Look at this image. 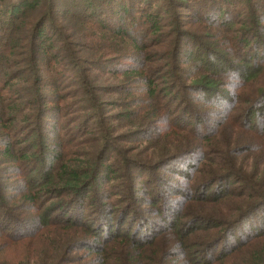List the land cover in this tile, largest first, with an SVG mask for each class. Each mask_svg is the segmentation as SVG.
Returning a JSON list of instances; mask_svg holds the SVG:
<instances>
[{
    "label": "trees",
    "instance_id": "obj_1",
    "mask_svg": "<svg viewBox=\"0 0 264 264\" xmlns=\"http://www.w3.org/2000/svg\"><path fill=\"white\" fill-rule=\"evenodd\" d=\"M197 4L98 0L82 18L0 0V264H264V217L247 227L264 212V84L236 79L264 73V53L244 71L264 4ZM71 19L85 35L58 31Z\"/></svg>",
    "mask_w": 264,
    "mask_h": 264
},
{
    "label": "rangeland",
    "instance_id": "obj_2",
    "mask_svg": "<svg viewBox=\"0 0 264 264\" xmlns=\"http://www.w3.org/2000/svg\"><path fill=\"white\" fill-rule=\"evenodd\" d=\"M196 1H198V3L201 4V5H198V4L195 5L197 7L198 11H199V14H198L199 16L198 17L200 19L211 18V16H213L214 13H219V11H220L218 6H219L221 0H213L216 3L215 5L212 4V2H213L212 0H196ZM237 1L239 3L242 2V0H237ZM258 1H261V3L264 4V0H258ZM96 2H98V0H57V6H58L59 10H62L63 12H67V14H69L70 17L74 14V15L81 16V17L85 16L87 18V15H88V12H87L88 9L87 8L89 6H91V5H95ZM105 4H107V3H105ZM44 12L45 11H43V10L42 11H37L35 14L39 15V14H42ZM28 14H31V13L28 12ZM35 14H32V16H34ZM205 14L208 15V16H206ZM241 19H245V16H243ZM123 22L125 23V25L129 24L128 31H133V30L136 29L135 26H133L131 24L130 19L129 20L123 19ZM202 25H205V24H201L199 27L198 26H196V27H198V31H201L204 34L203 40L207 41L206 43L208 45H217V47H219L226 54L228 52L227 55L230 56L231 59L234 60L235 62H239V60L241 58L245 57V51L244 50L242 51L239 48L237 49L234 46V44L232 42V39H231V34L223 33L222 31H220L219 28L213 27V28L209 29L207 27H203ZM259 25H264V20L260 21ZM137 29L140 30V28H137ZM82 30H85L84 27L81 26L76 19H71L69 23L67 22V23L63 24V26H61V28L58 29V31L62 35H67L68 34V35H71V36H73V35H76V36L85 35L83 33L81 34ZM53 33H54L53 31H50V34H49L50 35V39H52V46H57L58 45V38H57L56 35L53 36ZM135 33L138 34L140 32L136 31ZM165 46L166 45L164 43L163 47H165ZM256 53H264V43H262L260 45H255V46L249 48L248 50H246L247 57H251V60L252 61H257L258 64H257L256 67H255V65H251V64H246V65L243 64L244 67H245L244 71L249 70V69L250 70H252V69L256 70V69H258L259 65L261 66V64H259V63H262L261 61L263 59H259L257 56H255ZM124 63L126 64V62H124ZM117 65H115V63H112V64H109L108 66H105V67L107 69H111V67H113V68L118 67ZM262 72L258 73V75L261 76L258 79H256V78L249 79V77L251 76L249 72L238 74L236 79L238 81H240L243 78V80L247 82L246 83L247 86L250 85L251 83L253 85H256L257 83H263L264 84V73H262ZM227 77H229V76H227ZM254 79H256V80H254ZM243 80L240 82L241 84L243 83ZM228 91H230L231 93H233V91H234L236 94H244L246 92L245 89H242V88H239V87H233L231 89L228 88ZM140 97H141L140 94L134 95V98H136V99H138ZM259 113H260L259 116L264 113V106L260 109ZM57 119H58L57 124L59 126L65 125V123H64L65 120L63 118L60 119L58 117ZM210 119L211 120H215V115L211 116ZM54 126H52V128H54ZM56 129H57V127H56ZM64 131L65 132H62L63 134L67 133V132L68 133H70V132L72 133L71 130L68 131L67 129H65ZM111 160H112V158H110V161ZM196 166L199 167L200 165L198 166L197 164H194L193 168L190 169V171H189V173L191 175H193V176H194V174L196 172L195 171V167ZM176 177L177 178H174V179H179V181H180L179 183H182L184 181L183 178H180L178 176H176ZM138 185L141 187V188H139L140 190L144 189V187H143V185L141 184L140 181L138 182ZM263 217H264V212H262L261 214L259 213L257 216H255L254 218L251 219V222H249L247 227L255 226L256 224H259L261 222V220L263 219ZM244 230L246 232L249 229L248 230L244 229ZM244 230H242L241 232H244ZM241 232H239L238 235L242 234ZM92 259H93V257H92ZM89 264H95V263L92 262V263H89Z\"/></svg>",
    "mask_w": 264,
    "mask_h": 264
}]
</instances>
